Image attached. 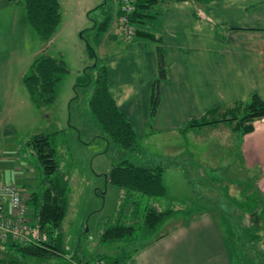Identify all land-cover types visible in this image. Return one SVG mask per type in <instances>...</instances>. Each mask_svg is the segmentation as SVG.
<instances>
[{
    "label": "rangeland",
    "instance_id": "1",
    "mask_svg": "<svg viewBox=\"0 0 264 264\" xmlns=\"http://www.w3.org/2000/svg\"><path fill=\"white\" fill-rule=\"evenodd\" d=\"M58 2L61 22L51 41L43 44L26 19L24 27L17 26L13 33L14 46L31 49L32 56L44 50L63 59L67 72L57 83L55 101L36 108L25 94L21 79L14 81L11 91V66H0V72L6 77L0 78L1 101L3 108L9 110V114L0 113V182H14L25 194L38 190L41 168L26 144L36 132L51 133L60 171L66 174L69 182L68 211L62 222L64 252L38 264H76L77 258L87 261L99 253L119 254L122 247L101 243L99 236L104 228L115 222L125 197L124 190L107 178L112 165L122 160L145 167H166L169 162L182 164L187 171L185 181L176 177L178 174L174 175V171L162 175L167 198L161 209L181 208L186 215L208 211L219 222L233 264H264V198L253 190L254 172H247L237 159L236 151L228 150L207 131L197 133L200 141L187 147L190 151H185L183 145L170 150V154L156 143L167 137L151 136L147 125L146 138L137 139V151H127L112 141L89 107L95 76V58L89 49L94 50L116 81L120 76L124 80H136V61L126 73L119 60L125 45L120 32L110 27L108 32L97 34L92 28L94 21L105 19L111 21L110 26L118 24L116 10L120 4L116 0ZM17 10L21 11L19 7ZM3 61L4 53L0 57V62ZM236 137L238 139L235 133L233 139ZM169 155L175 161L170 160ZM242 204L244 208L251 207L247 209L251 210L250 215H244ZM123 208L127 213L130 205L125 204ZM260 216L262 232L253 225L260 221ZM171 221L173 218H168L160 230ZM246 224L253 229H245ZM142 242L141 238L137 239L135 247Z\"/></svg>",
    "mask_w": 264,
    "mask_h": 264
},
{
    "label": "crops",
    "instance_id": "2",
    "mask_svg": "<svg viewBox=\"0 0 264 264\" xmlns=\"http://www.w3.org/2000/svg\"><path fill=\"white\" fill-rule=\"evenodd\" d=\"M22 10L18 3L0 0V57L5 54L0 66H11V91L24 65L34 57L31 49L13 44L16 27L25 24ZM161 23L168 77L160 84L161 102L151 136L167 137L156 143L170 154L183 145L190 151L187 147L200 141L199 132L213 134L228 150L236 151L247 172H254L253 190L264 198V117L254 121L251 132L236 133V140L224 122L181 130L189 120L209 112L227 113L226 108L247 101L252 94L264 101V0H170L162 7ZM119 60L126 73L136 61L138 74L135 81L122 76L116 81L109 70V90L137 137L145 139L150 85L156 73L152 45L143 40L125 43ZM1 77L6 79L0 72ZM1 97L0 91V113L9 114ZM179 165L183 166L169 162L163 177L174 171L181 181L188 179L185 167L182 171ZM165 198L166 193L152 202L161 208ZM172 209L179 212L170 217L173 221L161 231L162 236L144 240L126 264H233L216 218L206 210L186 215L181 208Z\"/></svg>",
    "mask_w": 264,
    "mask_h": 264
},
{
    "label": "trees",
    "instance_id": "3",
    "mask_svg": "<svg viewBox=\"0 0 264 264\" xmlns=\"http://www.w3.org/2000/svg\"><path fill=\"white\" fill-rule=\"evenodd\" d=\"M8 1L22 5L26 21L43 44L51 41L61 22L58 0ZM116 1L121 7L122 1ZM169 1L127 0L131 11L127 14L124 24L121 18L125 13L120 11L119 7L116 10L118 24L113 23L110 26L111 21L105 19L100 22L94 21L92 25L97 34L106 33L110 27L113 29L116 25L115 31L120 32L121 37L125 38V43L143 40L152 45L156 73L149 92L146 125L150 133L153 132V119L161 102L160 84L168 77L161 34V17L162 7ZM125 25H128L130 32L125 30ZM43 51L32 58L21 75V82L29 100L36 108L49 106L55 101L57 83L61 75L67 72L63 59ZM89 53L95 58L94 89L89 99L90 110L112 141L127 151H137L139 138L135 134L130 118L118 107L111 95L108 69L104 62L99 61L92 48L89 49ZM226 112L223 115L209 112L203 117L191 119L181 130L203 128L224 122L232 131L243 136L253 130L255 120L264 117V101L257 94H252L247 101H239L231 108H226ZM26 144L36 155L41 168L40 187L37 191L25 194L29 212L27 233L31 242H17L10 239L6 242L0 241V264H38L64 252L62 222L68 211V178L60 171L51 133H33ZM164 170L165 167L162 166H138L127 160L112 165L107 175L108 181L123 189L125 197L117 211L115 222L104 228L99 241L122 247L121 251L116 255L99 253L91 256L87 261L76 257L79 261L76 264H88L100 259L106 264H126L139 248V246L135 247L137 239L153 241L162 236L160 229L164 222L179 212L170 208L161 209L152 202L166 193L162 180ZM11 184L15 183L11 182ZM125 204L130 205L127 213L123 208ZM240 207L244 210V215H250L251 210L248 212L243 204ZM241 217L243 218V215ZM256 224L253 222L258 228L256 229L262 232L261 216ZM247 225L250 224H246L245 229H253L252 225ZM252 236L257 237L255 234ZM256 242L259 243V239Z\"/></svg>",
    "mask_w": 264,
    "mask_h": 264
},
{
    "label": "built area",
    "instance_id": "4",
    "mask_svg": "<svg viewBox=\"0 0 264 264\" xmlns=\"http://www.w3.org/2000/svg\"><path fill=\"white\" fill-rule=\"evenodd\" d=\"M120 11L125 15L122 16L123 24L127 20V14L131 7L127 0H121ZM125 30L130 32L128 25ZM26 196L23 190L16 184L0 183V241L11 239L12 241L31 242L27 233L28 227V206ZM90 264H106L104 260H94Z\"/></svg>",
    "mask_w": 264,
    "mask_h": 264
},
{
    "label": "bare ground",
    "instance_id": "5",
    "mask_svg": "<svg viewBox=\"0 0 264 264\" xmlns=\"http://www.w3.org/2000/svg\"><path fill=\"white\" fill-rule=\"evenodd\" d=\"M0 183H1V182H0ZM7 240H9V239H7ZM7 240H6V241H7ZM10 240H11V239H10ZM6 241H3V242H6ZM11 241H12V240H11ZM1 242H2V241H1ZM17 242H21V241H17ZM91 262H92V261H91ZM91 262H90V263H91ZM90 263H88V264H90Z\"/></svg>",
    "mask_w": 264,
    "mask_h": 264
}]
</instances>
